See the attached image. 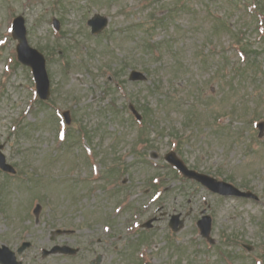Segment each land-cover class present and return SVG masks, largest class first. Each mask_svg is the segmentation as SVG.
Returning a JSON list of instances; mask_svg holds the SVG:
<instances>
[{
    "label": "rangeland",
    "instance_id": "rangeland-1",
    "mask_svg": "<svg viewBox=\"0 0 264 264\" xmlns=\"http://www.w3.org/2000/svg\"><path fill=\"white\" fill-rule=\"evenodd\" d=\"M25 1L0 0V37L6 36L0 49V143L17 172L0 174L3 243L9 238L12 251L31 243L24 264H91L98 257V264H264V136L252 122H264V42L244 2ZM10 8L26 14L30 46L50 59V102L71 119L61 146L55 111L33 102L31 72L19 65L1 82L15 45L8 33ZM96 14L109 26L92 36L83 24ZM53 18L62 22L60 39L52 37ZM241 46L248 60L237 54ZM128 68L147 81L129 82ZM116 82L124 87L116 89ZM129 105L139 110L144 129ZM82 135L95 155L96 181ZM170 151L190 169L259 200L219 198L179 178L164 161ZM153 178L165 190L155 202ZM34 203L41 206L36 217ZM203 210L213 218L212 245L196 226ZM173 215L184 220L174 233L168 226ZM147 221L151 228H142ZM135 222L141 224L137 234ZM54 245L79 253L41 257Z\"/></svg>",
    "mask_w": 264,
    "mask_h": 264
},
{
    "label": "trees",
    "instance_id": "trees-1",
    "mask_svg": "<svg viewBox=\"0 0 264 264\" xmlns=\"http://www.w3.org/2000/svg\"><path fill=\"white\" fill-rule=\"evenodd\" d=\"M258 1L261 4L262 8L264 9V0H258Z\"/></svg>",
    "mask_w": 264,
    "mask_h": 264
}]
</instances>
